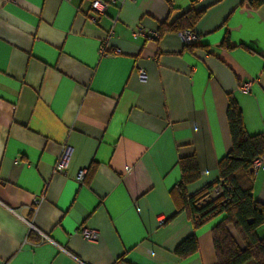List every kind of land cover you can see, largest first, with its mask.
Masks as SVG:
<instances>
[{"label":"crops","instance_id":"crops-1","mask_svg":"<svg viewBox=\"0 0 264 264\" xmlns=\"http://www.w3.org/2000/svg\"><path fill=\"white\" fill-rule=\"evenodd\" d=\"M104 1L91 23L88 0H0V261L216 264L212 229L223 216L195 228L170 192L188 156L200 169L188 195L220 180L230 96L247 132L264 134V2ZM190 10L200 13L194 44L160 33ZM253 195L264 204V167ZM192 234L198 250L179 257Z\"/></svg>","mask_w":264,"mask_h":264},{"label":"trees","instance_id":"trees-1","mask_svg":"<svg viewBox=\"0 0 264 264\" xmlns=\"http://www.w3.org/2000/svg\"><path fill=\"white\" fill-rule=\"evenodd\" d=\"M263 2L264 0H251L255 7ZM199 15L200 13L192 10L187 11L176 23L162 25L160 33L192 29ZM227 121L232 146L218 162L220 180L194 195H188L187 185L199 179L200 169L195 156L184 157L179 160L181 180L170 194L177 210H186L195 228L214 217L223 216L212 229L216 264H245L251 260L264 264V237H259L256 233V228L264 224V204L253 195L252 169L254 159L264 154V134L251 135L247 132L241 108L233 96H230L228 101ZM221 180L224 181L221 185L222 194L207 197L208 192L219 185ZM232 225L245 237L246 248L239 246L230 231L229 227ZM198 248L197 236L192 234L176 247L175 253L181 258H186Z\"/></svg>","mask_w":264,"mask_h":264},{"label":"built area","instance_id":"built-area-1","mask_svg":"<svg viewBox=\"0 0 264 264\" xmlns=\"http://www.w3.org/2000/svg\"><path fill=\"white\" fill-rule=\"evenodd\" d=\"M90 2V7H91V12L88 15V20L91 23H98V21L100 20L101 15H103L105 8L107 7V3L104 0H88ZM181 36L185 42V44H194L197 41V34L192 30V29H185L184 31L181 32ZM102 52H106V44L105 46L103 45L102 48ZM139 77L141 79H143L145 77V73L142 69H139ZM243 88L245 90L249 89V85L245 84L243 86ZM71 147L67 146L63 149V151L61 152V154L59 155L57 162L55 164V171L58 173H63L66 174L67 173V169H68V158L71 154ZM264 167V154L258 156L257 158L254 159L253 163H252V169L253 171H257L258 169ZM131 169L130 166L126 167V170L129 171ZM86 174V170L85 169H81L79 170L78 174H77V179L79 180H83ZM222 184H224V181L221 180L220 184L213 187L212 188V193L215 196H219L222 194L223 192V187L221 186ZM38 203V200H37ZM82 234L84 235V237L87 240H96L98 238V233L95 230L92 229H88L85 228L82 231ZM49 240H51L50 238H48ZM63 250L66 251V249L62 248ZM67 252V251H66ZM117 264H125L121 261L117 262Z\"/></svg>","mask_w":264,"mask_h":264},{"label":"water","instance_id":"water-1","mask_svg":"<svg viewBox=\"0 0 264 264\" xmlns=\"http://www.w3.org/2000/svg\"><path fill=\"white\" fill-rule=\"evenodd\" d=\"M0 264H7V263H5L4 261H0Z\"/></svg>","mask_w":264,"mask_h":264},{"label":"rangeland","instance_id":"rangeland-1","mask_svg":"<svg viewBox=\"0 0 264 264\" xmlns=\"http://www.w3.org/2000/svg\"><path fill=\"white\" fill-rule=\"evenodd\" d=\"M213 197H215V195Z\"/></svg>","mask_w":264,"mask_h":264}]
</instances>
